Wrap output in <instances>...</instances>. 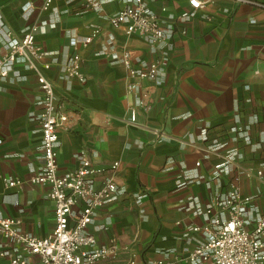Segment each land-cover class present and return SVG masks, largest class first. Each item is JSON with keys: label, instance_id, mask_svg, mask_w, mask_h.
Wrapping results in <instances>:
<instances>
[{"label": "crops", "instance_id": "0c3cea01", "mask_svg": "<svg viewBox=\"0 0 264 264\" xmlns=\"http://www.w3.org/2000/svg\"><path fill=\"white\" fill-rule=\"evenodd\" d=\"M92 1L94 8L87 0H53L43 10L42 0H0V54L8 50L5 29L19 36L43 24L35 40L46 55L37 62L48 63L42 71L68 115L58 130V173L78 166L80 150L105 169L95 176L96 185L111 162L119 163L113 177L124 192L97 209L87 226L96 245L114 239L119 249L97 264L173 261L201 237L188 226L201 225L203 216L181 208L186 198L205 205L212 194L227 190L238 168L241 192L253 195L252 204L264 214V177L255 173L264 162V9L238 0H214L198 9L188 0H144L172 27L153 47L146 37L127 34L124 25H111L109 16L123 0ZM95 27L99 32L92 40L77 46L86 80L67 77L70 39L81 41ZM123 50L130 51L133 64L158 63V78L130 77L120 59ZM131 83L136 85L128 91ZM40 94L35 71L17 57L0 80V214L20 219V230L41 237L51 231L54 213L48 186L28 181L43 161ZM233 125L248 126L251 142L238 137ZM203 128L205 141L199 138ZM212 141L225 145L208 152ZM252 143H258L256 149ZM234 147L241 155L232 172L213 177L225 150ZM185 171L201 178L178 186ZM14 180L20 183L8 185ZM7 260L1 256L0 264Z\"/></svg>", "mask_w": 264, "mask_h": 264}, {"label": "built area", "instance_id": "2783aa9c", "mask_svg": "<svg viewBox=\"0 0 264 264\" xmlns=\"http://www.w3.org/2000/svg\"><path fill=\"white\" fill-rule=\"evenodd\" d=\"M123 1L125 5L109 16L113 27L124 25L127 34L146 37L153 47L170 36L171 25L165 24L157 13L148 8L144 0ZM212 1L188 0V3L191 9H198ZM238 1L252 2L264 9L263 2ZM52 2L42 0L41 8L47 10ZM96 5V2L87 0L89 8ZM49 25L54 26V23ZM37 30L44 31L43 24H32L19 36L9 29L3 31L8 50L0 54V80L12 69L17 57L24 58L26 66L36 73L41 92L38 103L42 110L38 121L43 161L41 169L30 175L28 181L48 186L47 196L53 201L54 225L47 235L40 237L20 230V219L0 214V257H7V264H97L99 260L115 255L119 249L114 239L108 244L96 245L95 236L87 230L97 209L124 192V188L113 177L119 163L111 162L108 174L103 175L101 183L96 185L95 176L105 169L95 166L86 151L80 150L75 154L78 166L63 174L58 173V130L67 121L68 115L56 103L54 86L42 71V68L49 67L48 63L41 66L37 62L46 55L45 49L36 43ZM98 32L99 28L95 27L81 41L75 37L70 39L72 52L64 67L67 77H76L81 82L86 80L77 46L79 43L88 44ZM120 59L130 77L158 78V63L138 59L133 64L128 50L121 52ZM135 85L129 84L127 90L132 91ZM130 120H135L133 110L130 111ZM231 130L245 142H251L248 126L233 125ZM199 138L207 140L205 128L200 131ZM224 145V142L212 141L206 150L217 151ZM252 146L256 149L258 143H252ZM240 155L235 147L226 149L223 161L214 168L213 177L232 172V166ZM199 164L200 161L195 162L196 166ZM242 172L241 168L236 169L227 190L212 194L205 205L191 195L186 198L181 208L203 216L201 225L188 226L191 232L201 234V237H197V243L192 248L185 247L183 253L175 256L173 261L159 260L153 264H175L177 260L187 264H264V214L259 213L252 204L253 195L241 192L239 181ZM255 173L264 177L263 161L257 165ZM200 178L198 174L185 171L177 185L185 186ZM17 183L20 182L9 181L8 185ZM128 264H135L134 259H129Z\"/></svg>", "mask_w": 264, "mask_h": 264}]
</instances>
